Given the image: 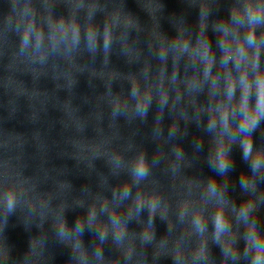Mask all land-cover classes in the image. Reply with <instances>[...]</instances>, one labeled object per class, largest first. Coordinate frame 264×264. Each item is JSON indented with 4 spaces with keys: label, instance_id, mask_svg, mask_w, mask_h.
Listing matches in <instances>:
<instances>
[{
    "label": "clouds",
    "instance_id": "obj_1",
    "mask_svg": "<svg viewBox=\"0 0 264 264\" xmlns=\"http://www.w3.org/2000/svg\"><path fill=\"white\" fill-rule=\"evenodd\" d=\"M89 16L91 17V12H89ZM242 18L247 20L248 32L243 38H235V47H233L229 38V27L226 24L216 26V31L220 33L218 45L222 52L221 67H224L226 71L225 102L218 104L213 109L214 114L209 119L208 131L214 133L215 145L209 157V166L217 175L226 176L233 166L230 157L231 145L238 143L242 152V159L248 164L252 176L264 177V148H257L253 143V134L259 128L261 121L264 120V70L260 68V49L264 46V37L258 39L255 31L258 26L264 25V5L247 3L242 11L235 10L231 14V19L236 23H241ZM117 22L118 17H114L105 25L103 33V50L105 54L110 50L112 26ZM125 22L131 23L130 20ZM49 27L52 31L47 38L53 43L58 40H68L72 45L80 43V27L74 21L66 22L64 19H60L57 22L50 23ZM45 39L46 35L42 28L36 27L35 22L29 18L23 30L22 46L27 47L34 40L35 46L39 48ZM86 41L88 50L94 53L97 48V33L91 27L86 33ZM176 47L183 52H189L190 49L187 41L177 42ZM250 49L251 51H249ZM189 54L192 58L198 59L204 64L203 74L206 78L209 77L215 59L209 41L206 39L198 40L197 47L192 48ZM160 58L166 59L165 51L161 52ZM232 68L239 72L238 76L233 74ZM212 86L213 88L218 87L217 77L215 76H212ZM237 89L239 90L238 97L236 95ZM130 95L137 101V114L144 117L150 97L147 94L142 95L135 83ZM166 100V94L162 95L161 102L163 103ZM118 107L119 105H117V110ZM113 114L115 115L116 112L114 111ZM234 116L238 117L235 123H233ZM172 132H175V125ZM175 154L177 158H181L183 155L180 149H175ZM111 163L115 168H119L122 165V159L120 156H114ZM128 171L132 183L136 185H139L150 175L149 164L143 153L134 158ZM240 186L245 191H255L256 182L254 179L242 175ZM131 195V187L127 183L122 188L113 190V198L116 203H121ZM207 195L217 200V210L212 221L215 241L222 244L225 257L232 255L235 259V249L232 248L234 243L232 225L225 212L227 201L223 197V190L214 178L210 179L207 184ZM0 202H2L6 214L12 213L16 208L15 191L12 189L5 191ZM145 203H147L151 218L156 212L158 198L153 196L146 201L140 193H137L133 199L135 210L139 211ZM254 207L255 205L251 200L242 202L237 212V219L247 227L244 237L245 251L252 253L251 264H264V233L258 231L254 221H249V214ZM101 210H107V203L102 206ZM132 213L133 206H129L128 215L131 216ZM109 218L114 231V239L119 243L126 234V224L115 209L111 210ZM84 224V220L78 219L74 230H72L65 219L61 218L57 222V235L61 242L70 243L73 250L78 252L79 259L82 261L86 260V250L83 248L79 237L83 233ZM87 224H98L95 206L88 211ZM193 224L197 232L203 233L206 230L205 219L199 213L194 216ZM150 227L151 225H149ZM107 231V225L100 226L99 237L101 241L105 239ZM142 235L144 241L147 242L152 239L153 234L146 228ZM95 255L102 258L99 250L96 251ZM197 256H204L203 248L197 252Z\"/></svg>",
    "mask_w": 264,
    "mask_h": 264
}]
</instances>
